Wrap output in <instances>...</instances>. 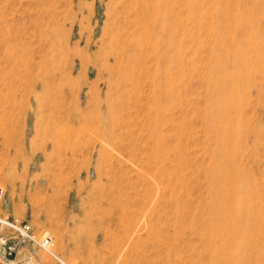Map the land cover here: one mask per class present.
<instances>
[{"label":"rangeland","instance_id":"1","mask_svg":"<svg viewBox=\"0 0 264 264\" xmlns=\"http://www.w3.org/2000/svg\"><path fill=\"white\" fill-rule=\"evenodd\" d=\"M191 1V19L183 13L191 35L179 36L186 42L184 62L202 69L215 57L253 62L239 73L240 90L225 101L241 100L242 119L232 121L235 131L217 125L219 139L207 117L217 107L206 99L203 71L187 69L176 82V89L191 85L187 104L177 98L160 103L150 47H137L138 13L131 12L124 53L116 56L110 47L113 0H0V185L7 190L0 214L49 231L70 264H189L197 258L207 264L202 246L194 251L199 242H192L207 220L205 200L225 188L264 206V0ZM174 157L177 165L185 162L175 182L169 177ZM159 165L164 170L156 179ZM181 181L193 203L180 228L169 191L167 201L156 204L155 198L158 185L168 190ZM238 234L249 235L243 228ZM13 243L15 264H37L30 246L18 238Z\"/></svg>","mask_w":264,"mask_h":264},{"label":"bare ground","instance_id":"2","mask_svg":"<svg viewBox=\"0 0 264 264\" xmlns=\"http://www.w3.org/2000/svg\"><path fill=\"white\" fill-rule=\"evenodd\" d=\"M150 1L151 0H113V2H114L113 8H112L113 22H112V25L110 27V37H111L110 47H111V50L116 54V56L123 55L124 48L126 46L125 39L127 38V34L125 32H126V30H128L129 25L132 22V21L128 20V18L130 17L131 12L133 14L135 12L138 13L139 15H138V18L136 19V21L139 24V27H138L139 31L137 34V38H138L139 42L137 43V47L140 48L142 46V44H145V47H143L142 50H145V49L147 50L148 47H150V50H149L150 61H151V63L156 65V70H157V74L155 75L154 79L157 80V82H158L157 86H160V88H158V89H160V91H162L161 94L163 96L162 99H161V97H158V98H160V101L162 100L168 104L170 102H173L172 99L175 100L176 98L181 102L182 106H183L184 102L187 104L189 101L187 100L186 97H188V96H185L184 94L187 92V89H190L192 87H191V85L190 86L188 85V87H184L183 89H179V88L176 89V85H177L176 82L180 77L189 75L190 70L192 73H195L198 71H203V73L202 72H200V73L203 75L202 79L204 77V79H205L204 81H205V84L207 86V92L208 93L206 92V94H207L206 99L208 101H211L214 99L212 104L217 107V111H214V112L210 111L211 118H210V116H207V117H208L209 123L213 129L212 132L214 133V135H217L214 138L219 139V138H217L218 133L216 134L214 132V129H216L215 130L216 132L217 131L220 132L219 130H217V128H219V127L216 128L217 125L222 126V124L227 123V125L225 124L226 127L223 128L227 131L228 128H231L228 126H230V125L232 126V121L234 120V118L235 119L237 118L238 121L242 119L243 111L240 109L242 107V104H240L241 100L239 101V99H238V101H236L237 99H235V100H233V102H229V103H226L225 101L228 102V100H226L227 99L226 96H228L229 92L232 93L234 91L240 90L242 80H241V77L239 76V73L244 68L247 70H249V68L252 69L253 68V62L249 61L247 58L246 60L245 59L239 60V61L235 60V62L227 61L226 63H219V58L215 57V60H214L215 62H213L209 66L208 69L207 68L202 69L201 67L197 68L196 66H194V64L192 63L191 60H188V61L186 60L184 62V60L181 59V55L184 54V52H185L184 50H186L187 47H186V49L183 50L184 52H182V48L186 46V42H184L185 40L181 41L179 36H180V34L191 35V32L189 31V28L187 27L186 16H184V14L185 15L187 14L188 20L191 19V17H192L191 12L193 11L192 1L191 0H158L157 2H154V0H152L151 2ZM152 4H153V6H152ZM133 5H134L135 11L132 10ZM213 8H214V6H213ZM211 9L209 11H212ZM233 11L235 12V10H233ZM195 15H197V14L195 13ZM198 16H200V15H198ZM209 16H211V15L209 14ZM230 16H231V14H230ZM199 19H197V20H199ZM211 19L209 21L210 24L212 23ZM153 21H154V25H153ZM199 22H200V20H199ZM214 23H215V21H214ZM191 24H193V22ZM232 24H234V23H232ZM210 26H209V28L212 29V27H210ZM213 26H214V24H213ZM230 28H231V26H230ZM135 29L136 28H134V30ZM229 30H231V29H229ZM207 32H209V31H207ZM213 32L214 31H212V34H213ZM189 35H185V37H187ZM209 35H208V37H211ZM185 37H184V39H185ZM196 37L198 38L199 35L198 36L196 35ZM197 38H196V40L199 39V38L198 39ZM199 40H201V39H199ZM198 43H200V42H198ZM209 45H210V43H209ZM211 45H212V42H211ZM246 48H247V45H246ZM217 51H219L218 48L216 50L213 49L212 52L215 53ZM208 56H209V54H208ZM202 60H203V57H202L201 61ZM133 63L137 64L138 62L135 60V62H132L131 64H133ZM139 63H141V62L139 61ZM130 65L128 67L131 70L134 67L130 66ZM232 66L236 67V70L234 69L232 71H228L229 68ZM187 69L189 70L188 72H187ZM224 71H226V74L221 75L222 72H224ZM218 79H220L219 80L220 82L218 81ZM184 96H185V99H183ZM188 99H190V98H188ZM206 99L204 97V101H206ZM162 101L160 103H162ZM208 101H206V102H208ZM197 102L202 103V99H201V101L198 100ZM194 103H195V101H194ZM190 104H192L191 101H190ZM209 104H211V103H209ZM161 105L162 104H160V107H161ZM203 105L201 104V107ZM236 105H238V106H236ZM234 106H236V107H234ZM201 107H199V108L201 109ZM207 107H209V106H206V108ZM164 109H166V108H164ZM195 109L197 110V108H195ZM212 109L213 108L211 107V110ZM182 111H183V109H182ZM193 113H194V111H193ZM158 114H159V112H158ZM174 114L175 113L173 112L172 116H171V119L173 122H174V116H175ZM197 114L201 115V112L197 113ZM207 114H208V111H207ZM165 117H166V115H165ZM158 118H157V120H158ZM188 118L190 119V117H188ZM184 119H182V120H184ZM192 119L193 118H191V120ZM194 119H195V116H194ZM157 120H156V124H157V122L159 123V120L158 121ZM175 121H177V120H175ZM234 122H236V121H234ZM209 123L205 122V125L209 124ZM168 125H169V123H168ZM188 125H189V123H188ZM199 125L201 126V122ZM210 125H208V126L206 125V126L209 128ZM192 126H193V124H192ZM222 127H221V129H222ZM234 127L232 126L231 129L234 130ZM182 129L183 128L181 127V130ZM181 130H180V132H181ZM195 130H197V129L195 128ZM201 130H203L202 126H201ZM201 130H199V131H201ZM209 130H210V133H212L211 129H209ZM209 130L207 131L205 129L204 132H206V133L208 132L207 134H209ZM156 131L158 134H160L158 129H156ZM194 132H196V131H194ZM171 133H173V132L171 131ZM234 133L237 134L239 132L237 131ZM261 133H262V131L259 130L257 133V138H258V135H260ZM175 135H177V134H175ZM220 135H221V133H220ZM237 135H239V134H237ZM237 135H234L235 137L233 136L234 139H236V140H238L240 138V136L238 137ZM240 135H241V133H240ZM203 136H205V134H203ZM211 136L208 135V137H211ZM173 138H174V136H173ZM196 138H197V136H196ZM198 139H200V136L198 137ZM209 140H210V138H209ZM236 142L238 144L239 141H235V143ZM160 144H161V146H164V142H160ZM173 144L174 143H172L171 148H173ZM167 145H168V143H167ZM178 147H179V145H178ZM175 149H176V147H175ZM158 151H160V154H161L162 149L160 148V150H158ZM212 152H214V151H212ZM216 153H217V151L215 153H213L212 155L217 156L220 159V157H221L220 152H218L219 154L217 153L218 155H214ZM217 157H216V159H217ZM177 159H180V158H177ZM180 161H179L180 163L177 165V164H175V162H177L175 157L172 158V160H171L172 164H171V168L169 169L171 171L169 177H170L171 181H173V182H175L177 179H179L180 178V176H179L180 172L183 173L185 170V167H184L185 162L182 163L183 162L182 159H180ZM163 170H164V166L159 165L157 173L155 175L156 177H154V178L157 179V175H161L163 173ZM190 172H192V170ZM193 172L191 174H193ZM218 179L219 180L221 179L220 175L218 176ZM200 181H202V180H200ZM185 182L181 181L182 186L179 187L177 184H175L173 187H171L168 190L162 189L163 187L158 185L157 196L155 198L156 204H160L164 201H167L168 199H167V197H165V193L167 191H169L170 201L168 200V202H171V209L173 207V209L176 210V214H177V217H179V219H178L179 221H177V222L175 221V223H177L175 225L176 226L178 225L177 227H180V228L184 226V223L186 221V220L184 221L183 216L187 215V216L191 217L190 212L192 210L190 209L191 208L190 203H193V202H191V199L193 198L192 193L190 191H188L187 189H185V186H183V184ZM160 185H162V184H160ZM178 189H179V196H178V194H176ZM258 196L259 195L256 194V197H258ZM229 197L231 198V200H229ZM204 199H205V197H204ZM202 202H204V201H202ZM199 204L200 203H197V207L199 206ZM204 208L206 211V212L205 211L204 212L207 214V220L202 221L203 228L200 229L199 231L197 230L198 232L195 234L196 241H192V242H197V241L199 242L198 244H195V247H194L195 250L194 251H197L198 249H200V246H202L203 249L201 248L202 249L201 250V256L203 255L204 257H206L205 260H207L206 262H208L209 264H264V252H263L264 251L263 250V248H264V216H263L264 206H262L261 204L257 205L256 202L252 201V200L242 199L239 194L230 195L225 188H220V190L216 191V194L212 198H210V201L208 199L205 200ZM198 209L199 208H197V210ZM201 211H202V209H201ZM195 212L198 213L197 211H195ZM192 213H193V216L195 217L196 213H194V211ZM203 216H204V214H203ZM186 219H187V217H186ZM192 221H194V220H192ZM194 228L195 227L192 226L193 230H194ZM240 228H243L246 231V233L249 235L238 234V231ZM259 234H260V236H259ZM240 235H242V236H240ZM182 239H183V237H182ZM185 242H184V244H185ZM190 245H191V249H193L192 244H190ZM176 248H177V246H176ZM178 248H177V250L179 251ZM254 249H256V250H254ZM261 250H263V251H261ZM198 252H199V250H198ZM180 253H178V254H180ZM187 253H188V251H187ZM172 254H174V253H172ZM178 254H177V258H178V260H180L181 258L179 259ZM169 256H170V254H169ZM174 257H175V254H174ZM192 259H194V258L192 257ZM195 260H196V257H195ZM198 260L199 259L197 258V261L195 263L194 262L190 263L189 261L188 262H189V264H198L197 263ZM185 262H186V260H185ZM203 264H205V263H203Z\"/></svg>","mask_w":264,"mask_h":264},{"label":"built area","instance_id":"3","mask_svg":"<svg viewBox=\"0 0 264 264\" xmlns=\"http://www.w3.org/2000/svg\"><path fill=\"white\" fill-rule=\"evenodd\" d=\"M7 190L0 185V200L6 196ZM32 248L37 264H70L65 257L54 249V236L49 231H38L30 221L0 214V264H15L19 250L14 247L13 240ZM29 254V258H31ZM48 256L51 262L42 259Z\"/></svg>","mask_w":264,"mask_h":264}]
</instances>
